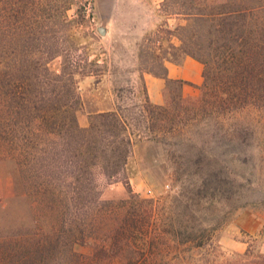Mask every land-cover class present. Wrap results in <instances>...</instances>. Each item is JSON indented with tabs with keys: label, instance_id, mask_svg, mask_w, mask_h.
Masks as SVG:
<instances>
[{
	"label": "trees",
	"instance_id": "1",
	"mask_svg": "<svg viewBox=\"0 0 264 264\" xmlns=\"http://www.w3.org/2000/svg\"><path fill=\"white\" fill-rule=\"evenodd\" d=\"M163 6L171 11L167 16L191 21L178 29L177 54L204 66L200 96L185 97L186 82L169 79L164 66L161 74L140 76L145 93L140 118L118 106L89 115L88 126L81 127L77 112L84 104L75 78L93 76L98 70L90 66L98 60L52 71L62 52L44 32L45 7L0 0V170L9 169L13 200L27 207L30 219L0 222V264H152V249L170 247L171 241L202 248L211 240L207 227L176 230L168 222L147 242V256L132 245L145 230L146 201L139 200L140 206L129 199L102 201L98 190L104 175L120 179L130 198L137 197L126 171L135 146L145 140L170 138L179 150L195 148L183 173L191 175L192 160L203 165L202 179L211 181L217 180L218 163L234 161V152L250 157L249 132L221 118L249 106L264 111V0H164ZM21 16L22 27L37 33H17ZM145 73L166 80L163 105L150 102ZM210 129L212 140L201 147L186 137ZM86 246L89 255L80 252ZM237 264H264V254L248 249Z\"/></svg>",
	"mask_w": 264,
	"mask_h": 264
},
{
	"label": "rangeland",
	"instance_id": "2",
	"mask_svg": "<svg viewBox=\"0 0 264 264\" xmlns=\"http://www.w3.org/2000/svg\"><path fill=\"white\" fill-rule=\"evenodd\" d=\"M22 1L34 6L40 4L47 10L44 32L51 38V44L57 45L55 49L58 47L62 52L61 57L52 61V71L60 73L62 67L83 68L98 60L97 65L90 66L98 70L93 76L75 78L84 104L77 112L81 127L88 126L89 115L118 106L128 117L140 118L145 103L142 73L161 74L166 59L183 58L177 54L181 46L178 29L189 27L191 21L181 16H167L170 10L163 6L164 0ZM20 24L17 30L20 35L37 33L22 27L23 16ZM101 28H105V33ZM200 93L198 90L196 96L186 97H198ZM221 121L226 126L239 123L251 135L248 136L251 147L247 160L234 152V161L218 163L216 181L202 179L203 165H196L192 160L189 162L191 175L186 176L183 164L196 149L179 150L171 146L170 138L163 143L145 140L135 146L126 173L137 197L130 198L120 179L98 177L102 201L129 199L138 206L139 200L146 201L142 205L148 210L143 224L145 230L132 239V245L141 247L147 256L150 249L147 242L168 222L176 230L208 228L207 236L212 238L202 248L193 243L171 241L170 247L152 249L151 254L156 253L150 258L152 264H237L239 256L248 249L255 255L264 254V111L249 106L226 115ZM210 130L211 133L193 131L194 135L189 132L186 137L192 136L201 147L203 140H212L213 129ZM14 197V179L9 169H1L0 222L28 224L27 207L15 202ZM91 251L89 246L80 248L86 255Z\"/></svg>",
	"mask_w": 264,
	"mask_h": 264
},
{
	"label": "crops",
	"instance_id": "3",
	"mask_svg": "<svg viewBox=\"0 0 264 264\" xmlns=\"http://www.w3.org/2000/svg\"><path fill=\"white\" fill-rule=\"evenodd\" d=\"M167 69V77L171 80L184 81L186 84L183 86V95L196 96L199 87L203 84V69L204 66L195 59L186 56L180 63L165 62ZM144 82L146 93L152 104L163 105L164 104V89L166 80L160 77H156L152 74H144ZM112 110V108L107 109ZM106 111L98 110L97 112ZM95 112V113H97Z\"/></svg>",
	"mask_w": 264,
	"mask_h": 264
},
{
	"label": "water",
	"instance_id": "4",
	"mask_svg": "<svg viewBox=\"0 0 264 264\" xmlns=\"http://www.w3.org/2000/svg\"><path fill=\"white\" fill-rule=\"evenodd\" d=\"M102 33H105V28L100 29Z\"/></svg>",
	"mask_w": 264,
	"mask_h": 264
}]
</instances>
